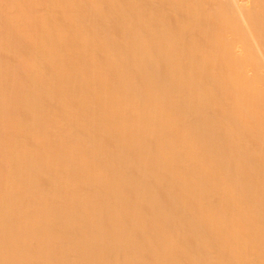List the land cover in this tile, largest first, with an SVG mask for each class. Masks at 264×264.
Returning a JSON list of instances; mask_svg holds the SVG:
<instances>
[{
	"label": "bare ground",
	"instance_id": "6f19581e",
	"mask_svg": "<svg viewBox=\"0 0 264 264\" xmlns=\"http://www.w3.org/2000/svg\"><path fill=\"white\" fill-rule=\"evenodd\" d=\"M0 264H264V0H0Z\"/></svg>",
	"mask_w": 264,
	"mask_h": 264
}]
</instances>
